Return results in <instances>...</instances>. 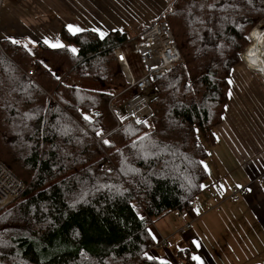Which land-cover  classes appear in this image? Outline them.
I'll return each instance as SVG.
<instances>
[{
  "label": "trees",
  "instance_id": "obj_1",
  "mask_svg": "<svg viewBox=\"0 0 264 264\" xmlns=\"http://www.w3.org/2000/svg\"><path fill=\"white\" fill-rule=\"evenodd\" d=\"M173 6L162 19L182 60L152 82L151 114L138 123L126 118L115 127L106 109L112 91L63 80L123 88L112 48L137 39L145 26L103 37L61 27L60 47L0 40V161L23 183L0 210V264H171L148 254L147 227L204 189L207 152L197 133L213 144L228 75L264 18V0H173ZM30 61L35 68L27 76ZM193 250L187 243L173 257L197 264Z\"/></svg>",
  "mask_w": 264,
  "mask_h": 264
},
{
  "label": "crops",
  "instance_id": "obj_2",
  "mask_svg": "<svg viewBox=\"0 0 264 264\" xmlns=\"http://www.w3.org/2000/svg\"><path fill=\"white\" fill-rule=\"evenodd\" d=\"M163 8L164 0H0V40L62 46L59 30L69 26L72 32L93 30L104 35L119 30L133 35ZM244 81L257 99L249 97L248 89L243 95ZM227 82L222 118L212 129L214 142L204 144V167L208 159L213 161L206 170L210 181L203 182L204 189L193 200L195 207L186 218L190 228L178 233L182 220L166 215L151 219L147 227L152 245L160 239L167 244L153 250L160 261L191 243L197 264H215L216 253H226L229 264H264V189L252 182L264 171V86L255 85L241 64L230 70ZM242 187L244 191L232 200V189ZM177 243L180 246L172 252L170 246Z\"/></svg>",
  "mask_w": 264,
  "mask_h": 264
},
{
  "label": "built area",
  "instance_id": "obj_3",
  "mask_svg": "<svg viewBox=\"0 0 264 264\" xmlns=\"http://www.w3.org/2000/svg\"><path fill=\"white\" fill-rule=\"evenodd\" d=\"M173 10V0H164V11L172 12ZM241 51L239 52L240 60L244 62ZM112 53L125 86L111 92L106 102V109L112 117L115 127L126 118L137 123L143 122L151 114L148 103L154 96L152 82L164 75L181 60L178 47L166 20L156 18L150 21L145 25V29L140 32L137 39L114 46ZM33 71L34 67L30 65L25 69L27 76H32ZM260 80L264 84V80ZM262 82L258 81L259 84ZM88 111L93 112L91 108ZM86 117V120L91 122V115L87 114ZM252 182L264 189V171L257 174ZM22 189L21 180L0 161V208L11 202ZM232 191L231 197L235 201L238 198L237 194L244 191V187L241 189L233 188ZM194 207V201H189L184 207L173 208L167 211L165 215L171 220L186 219ZM189 228L190 223L184 220L178 229V233ZM166 246L165 240L160 239L156 244L151 245L150 249L152 251L156 250L155 248L164 249Z\"/></svg>",
  "mask_w": 264,
  "mask_h": 264
},
{
  "label": "rangeland",
  "instance_id": "obj_4",
  "mask_svg": "<svg viewBox=\"0 0 264 264\" xmlns=\"http://www.w3.org/2000/svg\"><path fill=\"white\" fill-rule=\"evenodd\" d=\"M164 12V8L161 12V14L157 17V18H162V13ZM165 12H168V11H165ZM156 19V18H155ZM153 19V20H155ZM165 20V18H163ZM151 20V21H153ZM259 25L261 28H264V18L261 19V21H259L255 26ZM259 26H257V28H259ZM251 37V35H250ZM174 38V37H173ZM129 41V40H128ZM252 41V37H251V40H250V43ZM124 42H127V41H124ZM264 44V43H263ZM178 47V46H177ZM71 49H72V46H71ZM246 50H244L245 52V56L243 57V60L244 62H239V64H241V66L243 65L244 69H246L251 75H253V82L256 84H258V81L262 82L260 79L264 80V76L262 74H260V72H257V71H254L252 70V68H249V63H250V57L249 55L247 54V47L245 48ZM242 50V49H241ZM240 50V51H241ZM34 53L36 56H39L43 59L44 63L48 66V68L53 71L55 74H59V69L53 64L51 63L48 59H46L44 57V55L41 53V51L39 50H35L33 49ZM179 51V49H178ZM239 51V52H240ZM243 52V53H244ZM242 53V54H243ZM239 54V53H238ZM179 55H180V52H179ZM240 57V56H239ZM180 58H181V55H180ZM182 60V59H181ZM180 60V62H181ZM28 65L30 66H33L35 68V65H34V62L33 61H30L28 63ZM27 65V66H28ZM238 68L240 69V65L238 66ZM258 79V80H257ZM65 83L67 84H71V85H74V86H77V87H82V88H86V89H92V90H99V91H108V92H111L113 91V89L107 85H105L104 83H101V82H96V81H90V80H87V79H79V78H75V77H72V76H68L66 77L64 80H63ZM261 85L264 86L263 82L260 83ZM241 89L243 91V95H246L245 94V91L248 89L250 90L249 92H247V94H249V97L252 99V100H255L257 99L256 95H255V92H254V89L251 85L248 84V81H244V84L243 86L241 87ZM197 137L198 139L201 141L202 144H205V141L200 137V135L197 133ZM213 163V161L211 159H208L206 161V164H205V167H206V170H207V165H211ZM211 176V175H210ZM210 176L208 175L207 176V179L204 180V183L206 181H210ZM12 202V201H11ZM11 202H9L8 204H6L5 206H3L1 209L5 208L6 206H8ZM167 220V219H166ZM176 220V219H175ZM182 220V223L185 221H188L187 219H180ZM190 223V222H189ZM154 225H155V222H154ZM175 238H178V235L175 236ZM180 246L179 243L173 245V246H170V250L173 252V250L175 248H178ZM181 248V247H180ZM162 250V249H161ZM160 250V251H161ZM230 250H232V248H230ZM159 251V252H160ZM229 251V249H228ZM225 254L226 253H223V254H219V253H216V260H214V263L215 264H229L228 261L225 259ZM149 255H154L152 252L151 254ZM220 255V256H219ZM249 257H251L253 255V253H248L247 254ZM232 257L234 258V260H236V258L238 257L237 254H233ZM167 261H169L171 264H183L180 260L178 259H175L173 256H167L166 257ZM235 262V261H234ZM203 263V262H202Z\"/></svg>",
  "mask_w": 264,
  "mask_h": 264
},
{
  "label": "bare ground",
  "instance_id": "obj_5",
  "mask_svg": "<svg viewBox=\"0 0 264 264\" xmlns=\"http://www.w3.org/2000/svg\"><path fill=\"white\" fill-rule=\"evenodd\" d=\"M250 35L252 41L247 46V54L250 57L249 68L260 72V74L264 76V28H261L260 26L259 28L254 27L250 31L249 37Z\"/></svg>",
  "mask_w": 264,
  "mask_h": 264
},
{
  "label": "snow or ice",
  "instance_id": "obj_6",
  "mask_svg": "<svg viewBox=\"0 0 264 264\" xmlns=\"http://www.w3.org/2000/svg\"><path fill=\"white\" fill-rule=\"evenodd\" d=\"M69 29L70 30H72V26H69ZM76 31H79V29H75ZM101 37H103V33H101ZM45 43H48V41H45ZM61 45H59V44H53L52 45V47H60ZM73 51H75V49H73ZM121 58H123V57H121ZM231 83V82H230ZM86 119H87V117H85ZM105 143H107V141H105ZM193 259L194 260H199V257H196V256H194L193 257ZM201 264H202V262H201Z\"/></svg>",
  "mask_w": 264,
  "mask_h": 264
}]
</instances>
